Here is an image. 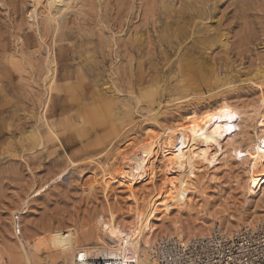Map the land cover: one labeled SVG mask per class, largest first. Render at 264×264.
I'll list each match as a JSON object with an SVG mask.
<instances>
[{
	"label": "rangeland",
	"instance_id": "rangeland-1",
	"mask_svg": "<svg viewBox=\"0 0 264 264\" xmlns=\"http://www.w3.org/2000/svg\"><path fill=\"white\" fill-rule=\"evenodd\" d=\"M190 60L205 78L188 81ZM261 89L264 0H0V264H69L39 239L92 234L108 203L128 216V188L106 191L101 165L192 111L219 118L215 166L155 227H247L264 210L244 188Z\"/></svg>",
	"mask_w": 264,
	"mask_h": 264
},
{
	"label": "bare ground",
	"instance_id": "bare-ground-1",
	"mask_svg": "<svg viewBox=\"0 0 264 264\" xmlns=\"http://www.w3.org/2000/svg\"><path fill=\"white\" fill-rule=\"evenodd\" d=\"M191 61H186L182 67L188 81L194 80L195 75L205 78L199 65ZM261 90V108L256 113L258 132L246 149L249 170L244 188L250 195H264V90ZM218 119L212 113L192 111L160 133H147L145 139L131 146V151L118 153L110 164L101 165V183L106 191L115 182L125 185L133 203L131 213L120 217L108 203L105 214L97 217L92 234H83L81 238L73 228L56 230L50 232L46 240L39 239L35 248L49 243L60 250V254L67 255L69 264H96L94 259L103 264H156L153 252L163 238L188 244L210 235L216 228L228 234L239 231L227 221L223 222V229L217 224L212 231L210 224L189 231L177 223L162 231L155 227L156 221L169 215L171 209L192 200V195L199 190L204 171L208 173L215 166L216 132L222 133ZM160 171L164 179L157 192L154 190L150 195L141 196L135 191L134 186L139 182L151 181L155 185ZM261 216H264V210L246 220V226L260 225L264 222L257 223ZM158 235L164 237L156 240ZM27 264H32L30 259Z\"/></svg>",
	"mask_w": 264,
	"mask_h": 264
},
{
	"label": "built area",
	"instance_id": "built-area-1",
	"mask_svg": "<svg viewBox=\"0 0 264 264\" xmlns=\"http://www.w3.org/2000/svg\"><path fill=\"white\" fill-rule=\"evenodd\" d=\"M21 213L14 217L20 232ZM156 264H264V222L256 227H244L228 234L214 229L206 237L188 244L163 238L153 252ZM94 263L103 264L99 259Z\"/></svg>",
	"mask_w": 264,
	"mask_h": 264
},
{
	"label": "snow or ice",
	"instance_id": "snow-or-ice-1",
	"mask_svg": "<svg viewBox=\"0 0 264 264\" xmlns=\"http://www.w3.org/2000/svg\"><path fill=\"white\" fill-rule=\"evenodd\" d=\"M82 258V257H81Z\"/></svg>",
	"mask_w": 264,
	"mask_h": 264
}]
</instances>
